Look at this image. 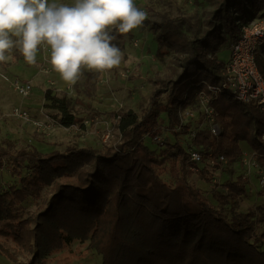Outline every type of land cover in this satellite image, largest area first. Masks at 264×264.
Listing matches in <instances>:
<instances>
[{"label":"trees","instance_id":"1","mask_svg":"<svg viewBox=\"0 0 264 264\" xmlns=\"http://www.w3.org/2000/svg\"><path fill=\"white\" fill-rule=\"evenodd\" d=\"M211 1L216 7L207 27L192 37L174 22L152 24L158 51L170 47L174 52L169 73L153 80L157 87L141 118L132 111L122 118V137L115 146H71L48 153L33 147L11 153L9 144L0 142V168L10 163L11 174L20 182L0 191V236L13 237L34 255L20 264H42L75 239L90 240L102 264H264V206H259L258 216L262 230L256 225V211L239 212L235 207L247 193L249 178L229 179L222 184L225 191L216 193L218 203L229 205L228 216L224 208H214L203 188L190 182L202 167L197 173L189 169L195 164L190 147L177 139L189 132L179 107L191 104L204 90L212 96L222 131L216 137L209 128L199 129L194 145L206 157L212 153L216 165L222 166L219 156L234 164L243 154L240 142L247 141L264 164L262 112L233 100L226 90L214 96L204 84H221L226 60L217 52L228 40L237 41L241 26L251 18L264 17V0ZM261 50L264 55V46ZM257 62L264 75L261 53ZM166 92L167 101L160 103ZM46 99L62 125L78 123L68 98L48 90ZM165 128L174 132L175 142H167L157 153L144 138L155 141ZM166 173L172 181L163 177ZM29 196L39 198L40 204L24 217L23 203Z\"/></svg>","mask_w":264,"mask_h":264},{"label":"rangeland","instance_id":"2","mask_svg":"<svg viewBox=\"0 0 264 264\" xmlns=\"http://www.w3.org/2000/svg\"><path fill=\"white\" fill-rule=\"evenodd\" d=\"M49 3L74 4L75 0H49ZM135 4L147 13L144 24L127 36H117L115 43L121 49L122 60L118 68L97 73L85 69L75 85H69L61 78L50 63V49L42 48L36 56V64H28L23 55L13 49L7 55L6 63H0V142L9 144L10 152L20 149L38 148L43 153L51 151L65 152L68 147H93L107 149L115 146L122 137L120 124L122 118L130 111L141 118L150 107L153 91L157 85L156 77L164 78L169 73V64L174 52L170 47L158 51L154 22L170 21L178 24L183 32L193 36L207 27L210 12L216 7L211 0H135ZM233 14L237 15L232 9ZM264 12V10H263ZM250 16V14H249ZM258 14L248 23L259 20ZM226 45L230 44L228 40ZM218 53V52H217ZM261 55L263 52L261 50ZM30 82L32 92L21 94L14 86V80ZM60 98H68L71 111L78 117V123L64 126L56 116L57 110L50 107L46 92ZM164 93L160 103L168 99ZM28 112V118L16 113V109ZM198 101H193L183 110L184 123L188 133L177 137L186 148L194 147L193 132L209 128L210 123L201 112ZM187 112V114H186ZM188 112H190L188 114ZM165 118V113H161ZM163 127L165 123L163 122ZM177 131L180 128H176ZM168 128L163 131L161 140L152 141L149 136L144 138L146 144L158 153L167 142L174 143L175 135ZM9 142V143H6ZM11 144V145H10ZM245 144V143H244ZM158 146V147H157ZM241 145L243 154L232 165L212 166L203 155L201 173L189 178L190 182L206 191L211 204L216 209L224 208L230 216L229 205L218 203L216 193L225 191L222 184L239 175L249 178L246 195L235 204L239 212H255L254 218L259 230L263 223L259 221L264 206V164L256 156L253 149ZM169 168V165H167ZM172 181L170 175L163 176ZM171 179V180H170ZM20 186L17 177L11 174L10 163L0 168V191L7 190L11 185ZM40 204V199L29 196L23 203L24 217L29 216ZM226 208V209H225ZM264 210V208H263ZM33 253L18 246L13 237L0 236V264L28 263ZM102 255L90 246V240H73L60 250L52 252L42 264H102Z\"/></svg>","mask_w":264,"mask_h":264},{"label":"clouds","instance_id":"3","mask_svg":"<svg viewBox=\"0 0 264 264\" xmlns=\"http://www.w3.org/2000/svg\"><path fill=\"white\" fill-rule=\"evenodd\" d=\"M147 13L135 0H0V63L17 49L30 65L42 48L66 83L75 85L85 69L103 73L121 64L115 41L141 27Z\"/></svg>","mask_w":264,"mask_h":264},{"label":"built area","instance_id":"4","mask_svg":"<svg viewBox=\"0 0 264 264\" xmlns=\"http://www.w3.org/2000/svg\"><path fill=\"white\" fill-rule=\"evenodd\" d=\"M240 30L241 37L237 41L230 42V54L222 73L223 80L221 84L210 85L206 82L204 84L214 96L226 90L233 100L240 103L252 104L264 115V75L261 73L257 62L258 54L264 46V17L250 24L242 25ZM209 57H212V55H209ZM13 84L23 95H28L32 92L30 82L16 79ZM211 100L212 96L204 90L198 92L195 98V101H198L202 108L201 112L205 116V119L210 123L209 129L218 137L222 130L216 122L215 109L211 104ZM183 110H185L184 106L179 107L178 112L182 118V124H185L182 116ZM16 113L24 118H28L26 110L21 108L16 109ZM196 133L197 131L193 132L192 136L194 137ZM157 140L160 141L161 136L157 137ZM261 140L264 142V134L261 136ZM190 145V160L195 164L190 166L189 169L197 173L201 170L203 154L192 143ZM252 155L254 158L257 156L254 150ZM207 159L212 166L216 165V159H214L212 153L207 156ZM218 161L222 162V166L228 164L224 156H219Z\"/></svg>","mask_w":264,"mask_h":264},{"label":"crops","instance_id":"5","mask_svg":"<svg viewBox=\"0 0 264 264\" xmlns=\"http://www.w3.org/2000/svg\"><path fill=\"white\" fill-rule=\"evenodd\" d=\"M230 45V44H229ZM229 45H223L220 49H219V51H218V56L220 57V58H223L224 60H226L227 61V59H228V57H229V54H230V48H229ZM245 143V144H244ZM243 144V147H245V149H247L246 148V146L245 145H247V147H249V148H251V146L248 144V142L247 141H241L240 142V145H242Z\"/></svg>","mask_w":264,"mask_h":264}]
</instances>
